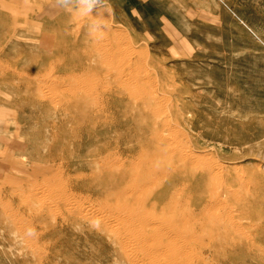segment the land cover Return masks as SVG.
<instances>
[{"label":"rangeland","instance_id":"obj_1","mask_svg":"<svg viewBox=\"0 0 264 264\" xmlns=\"http://www.w3.org/2000/svg\"><path fill=\"white\" fill-rule=\"evenodd\" d=\"M0 10V264H132V253L122 251L114 236L119 230L111 235L94 223L99 215L108 217L97 210L110 183L99 175L98 159L102 149L113 151L117 145L123 156H135L140 146L153 147L150 135L155 129L136 108L120 104L119 125L111 126V118L103 116L74 132L75 121H69L73 117L65 112L62 97L57 100L69 86L49 83L58 57L73 65L106 54L100 61L122 65L126 60L131 72L167 83L170 90H157L174 95L166 107L178 126L170 129L171 137L183 140L203 162L227 167L219 181L242 191L233 190L229 202L251 194L264 200V0H0ZM56 68L60 75L73 69ZM44 195L46 208L63 197L67 207L60 205L56 217L44 213L48 208L30 205ZM205 195L195 196V212L206 203ZM27 201L30 208L22 204ZM75 205L78 209H69ZM9 219L19 223L14 226ZM26 221L34 226L30 230L36 235L29 234L36 236L34 243L25 232L30 226ZM208 237L194 248V254L200 250L202 264L216 262Z\"/></svg>","mask_w":264,"mask_h":264},{"label":"bare ground","instance_id":"obj_2","mask_svg":"<svg viewBox=\"0 0 264 264\" xmlns=\"http://www.w3.org/2000/svg\"><path fill=\"white\" fill-rule=\"evenodd\" d=\"M98 49L99 47H96V50H94L96 52L94 53H97ZM104 50L101 49L102 54H104L105 52ZM113 54H115V52H113ZM100 56L101 54L99 53L98 57L100 58ZM104 56L106 57V54H104ZM104 56H101V58H103ZM58 58L55 62H53L52 60L53 62L52 65L54 67L52 72L55 71V74H53L52 76L51 73L49 72L50 75L52 76L51 78L52 80L49 78L51 80V81L49 80V83L50 82L51 84L56 83V86L57 84L58 86L61 84L69 86L68 88H66L68 90L65 96H60V98L58 97L57 100L61 99L62 97L61 103L65 105V108L63 106L65 112L69 113L70 117H73V119L70 118L69 121L72 120L75 121L73 123V128L71 127L74 132L86 128L85 125H88L90 122H96L97 120L98 123V121L100 120L99 118L103 116H107L111 118V120H109L111 122V126L119 125L121 122L120 119L122 117L117 115L116 112H117V106L120 104H123L125 108H128L129 106L136 108L137 110L136 112L138 113V115L142 116L143 118L145 117L149 119L152 123L151 126H153V128L155 129L153 134L150 135L153 142V147L140 146L139 150H135L136 151L135 156H129L131 155L130 152L128 156L127 155L123 156L120 155V152H118L117 149L118 145L116 144L117 146L115 147V149L114 147L113 149L111 148V150L113 151H108V148L102 149V151H100L101 152L100 155L101 154L103 155L98 159L100 166L98 167L100 168L99 175H101L106 179H109L110 183L107 186L108 187L106 191L107 194L105 195L106 201L103 202V205H101L100 210L98 208L97 210L104 213L111 219L107 220L108 217L106 219H101V216L99 215L97 217H100V219L99 220L96 219L94 223L103 227L105 230H108L109 233L111 232V235H114L115 231H117L116 233H118L119 230L120 233L119 236L118 234L117 235L115 234L114 236H117V240H119L118 241L119 244H122L123 247L125 248L123 249L121 247L120 249H123L122 251L124 250H126V252L130 251L133 254V255L128 254L131 255V257H133L129 261L132 264H202L204 262L202 254L199 249L195 251L196 252L199 251L200 253L197 252L198 254H194V248L196 249L197 246L199 247L203 246L202 243L205 242V238H207L209 236L208 234H210V236L208 237L209 238L208 241L209 242L211 241L210 245H212V249H213L212 256H213V260L216 261L214 262V264H218V263L264 264V200L261 199L260 197H252V194L250 195L251 198L247 197L246 195H243L242 197L239 196L238 198V195L236 194L237 195L236 199L237 198L238 199L236 201L233 200L234 202H229L227 196L230 193L234 194L235 193L234 191L236 189L234 190V188H229L230 185L222 184L224 181L222 182L219 181L220 175L222 174V172L226 171L225 169H227V167L221 164H217V162L213 164L212 162L207 161L208 159L205 162H203L204 159L202 158V156L200 154H197V152H194L195 150L190 149L191 147L187 149L188 146H185L183 140L177 141L176 138L174 139L173 137H171V134L169 132L170 129L171 130L173 128L175 129L178 126H176L174 119L171 118V116L166 112V107H168L169 104H172L174 95L171 92L168 95L162 91H161L162 93H159L157 90V87H159V91L161 89L170 90V88L166 86L167 83H165L164 85L160 83L155 77L153 78V76L145 79L142 76H140L141 74H139V72H134V73L131 72L130 70H128L130 68L126 66L128 65V62L126 60L121 62L122 65L120 64L117 65L118 62L115 63L116 60L114 61L111 57L110 59L109 58L107 59L108 60L112 59L114 63L113 62L111 63V61L110 63L109 61L104 62L103 59H101L100 61V59L97 58L89 61L82 60L84 61L83 63H81V61L80 62L78 61L77 63L72 65V64H66L65 61L63 62V59L65 58H63L62 61H58ZM60 65L62 70H66L68 67L73 69L68 70V73L66 71L62 73L61 71V75H60L58 72L59 70L58 71L55 70V68L56 67L58 68ZM132 70H134V68ZM139 71L141 72V70ZM50 75L48 74L47 76L50 77ZM95 81L97 82V85ZM49 83L47 86H49ZM63 91H65V89H63ZM50 100L52 101V99ZM57 103H59V105L62 106L60 102ZM154 105L158 107H154ZM127 111L130 112L129 110ZM133 115L131 117H133ZM77 116L80 117L77 118ZM128 116L130 117V115ZM143 118L141 119L143 120ZM133 119L134 118H132V120ZM124 121H125V117H124ZM140 122H142L143 124L144 120ZM100 124H104V122ZM98 127H100V125H98ZM105 128L103 130H105ZM107 131L109 130H106V132ZM145 136L146 135H144V137ZM114 140L115 142L117 141L116 139ZM106 145L109 146L108 143H106ZM100 146H104V144L103 145L100 144ZM183 148H186L187 150ZM59 174L61 173L59 172ZM93 178H95V176ZM240 183H238L239 186ZM59 187L56 189L58 190ZM57 190L56 191L48 190V191H51V194L52 192H54L55 196L58 197L56 193L59 191ZM62 190L63 189H61V191ZM199 193H205L206 195L204 197H206L207 201L205 204H203L204 206L202 208L198 209L199 210L198 212H195V208H196L195 196H197V194ZM244 193L246 192L244 191ZM51 194L50 195L48 194L51 197L50 200L52 198H54L55 200V197H53L52 196L53 194L52 195ZM30 195L28 194V196ZM41 195L39 196L41 197ZM45 195L43 196L44 199L37 198L34 201V204L30 203V205L33 207L38 206L42 210L47 209L48 207L47 208L45 207L46 206L45 201L48 199L47 198L48 196L45 197ZM71 195L72 193L70 194V196ZM260 195L263 196L264 198V195L262 194ZM62 196H64L63 193ZM59 199L61 198H58L57 201H59ZM24 200L22 199L21 201L24 202ZM68 201L70 203L71 199L67 200V202ZM29 202H31V200H29ZM75 203H80V202H75ZM22 204L23 205L25 204V206L29 205L28 201L27 204L26 203H22ZM48 204L50 205V201ZM30 205L27 207L30 208ZM60 205H62L63 207L64 206L67 207V204L64 201V197L61 202L56 203V206L54 205L55 208L54 206L53 208H48L47 210L44 211V213L48 212V214H51L53 216V214L55 213L57 214L58 212H62L59 211L61 207ZM69 209L75 210L78 209V207L75 205L73 208L70 207ZM9 211L10 210H7L6 214H8ZM14 211L15 210H13V212ZM35 211L37 210L35 209ZM30 212L31 214H34L32 213L33 209L32 210L30 209ZM36 213L38 214L39 212L37 211ZM76 213L79 214V212ZM86 213H84L85 214L84 217H87ZM10 216L12 217V215ZM10 216L8 217L11 219ZM82 216L83 215H81V217ZM50 220H52L51 217ZM63 220L64 219L62 218V221ZM35 221L34 222L31 221V222L37 225ZM41 221L37 223H41ZM43 221L46 222L45 220ZM13 222L16 225L19 223L18 219H17L18 223H16V221L11 222L12 225L15 226ZM21 222L24 223V221ZM26 222H28V225H30L29 221ZM21 225L19 227L24 228L26 226V223L22 225L24 227H22ZM31 227L33 229L34 226L30 225L28 226L27 229L30 231V233L29 231H25L26 233L28 232V236L29 234H32L33 236L36 235L35 231L33 234L32 233L33 231L30 230ZM198 228L201 232H199ZM19 232L17 231V233ZM21 232L24 233V230L22 231L21 229ZM35 237L34 238L30 237L31 239H34V241H32L33 243L36 241ZM26 239L24 241H26ZM31 239H29V241ZM192 251H193L192 256H195L194 257L195 261H193V259H190L191 256L189 255V253ZM124 254L126 257L127 253L124 252Z\"/></svg>","mask_w":264,"mask_h":264}]
</instances>
